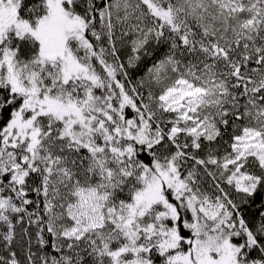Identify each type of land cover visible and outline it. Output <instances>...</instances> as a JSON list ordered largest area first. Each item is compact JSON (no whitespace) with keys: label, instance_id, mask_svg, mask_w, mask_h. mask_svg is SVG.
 <instances>
[{"label":"snow or ice","instance_id":"1","mask_svg":"<svg viewBox=\"0 0 264 264\" xmlns=\"http://www.w3.org/2000/svg\"><path fill=\"white\" fill-rule=\"evenodd\" d=\"M0 264H264V0H0Z\"/></svg>","mask_w":264,"mask_h":264}]
</instances>
